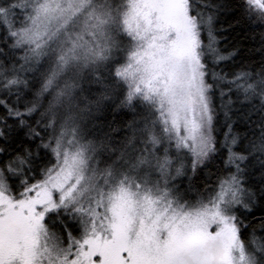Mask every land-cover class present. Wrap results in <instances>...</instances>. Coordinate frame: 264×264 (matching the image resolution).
Returning <instances> with one entry per match:
<instances>
[{"label":"snow or ice","instance_id":"6c2138e0","mask_svg":"<svg viewBox=\"0 0 264 264\" xmlns=\"http://www.w3.org/2000/svg\"><path fill=\"white\" fill-rule=\"evenodd\" d=\"M0 264H264V0H0Z\"/></svg>","mask_w":264,"mask_h":264}]
</instances>
